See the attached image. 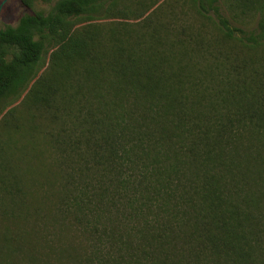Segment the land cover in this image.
Instances as JSON below:
<instances>
[{
    "label": "trees",
    "instance_id": "obj_1",
    "mask_svg": "<svg viewBox=\"0 0 264 264\" xmlns=\"http://www.w3.org/2000/svg\"><path fill=\"white\" fill-rule=\"evenodd\" d=\"M21 3L0 264H264V0Z\"/></svg>",
    "mask_w": 264,
    "mask_h": 264
},
{
    "label": "rangeland",
    "instance_id": "obj_2",
    "mask_svg": "<svg viewBox=\"0 0 264 264\" xmlns=\"http://www.w3.org/2000/svg\"><path fill=\"white\" fill-rule=\"evenodd\" d=\"M162 0H159L161 2ZM52 5H46L40 2H36L34 4V11H43L47 14L50 11ZM31 9L26 8L22 3L21 0H0V30L12 26H17L20 18L25 14H30ZM48 55L45 57V61L47 62ZM20 100H16L11 105H17ZM8 106L4 109L3 113L7 111ZM1 118V116H0Z\"/></svg>",
    "mask_w": 264,
    "mask_h": 264
}]
</instances>
